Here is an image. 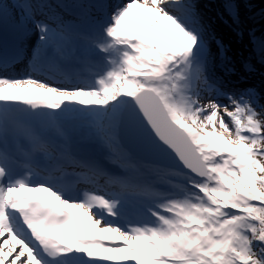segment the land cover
I'll list each match as a JSON object with an SVG mask.
<instances>
[{"label": "snow or ice", "instance_id": "6c2138e0", "mask_svg": "<svg viewBox=\"0 0 264 264\" xmlns=\"http://www.w3.org/2000/svg\"><path fill=\"white\" fill-rule=\"evenodd\" d=\"M66 7L0 0V73L35 35L0 74V264H264V92L216 76L197 0Z\"/></svg>", "mask_w": 264, "mask_h": 264}, {"label": "bare ground", "instance_id": "6f19581e", "mask_svg": "<svg viewBox=\"0 0 264 264\" xmlns=\"http://www.w3.org/2000/svg\"><path fill=\"white\" fill-rule=\"evenodd\" d=\"M67 1L69 3V6H71L74 3V0H67ZM197 2H198L199 11L201 15L203 16L204 20L209 23L210 21L213 22L212 27H213V30L215 31L216 38L221 40L223 44L225 43V45H227V48L225 47V50L228 49V51L230 52V53L228 52L227 55L230 54L231 56L232 54H234V51L231 49V47L230 48L228 47V44L231 45V38L229 37V33L227 32L226 28L221 23V21L224 22L225 20L228 19L230 25H232L230 19L227 17L226 12H225V0H203V1L197 0ZM237 2L239 3V11H240V5H242L241 4L242 1L237 0ZM57 10L62 12L65 19H72L73 17L72 14L62 11L60 8ZM242 15H244V12H240L241 24L239 28H241V30L244 29ZM6 22H8L9 25H12L11 20H7ZM9 29L14 32V29L12 27H10ZM235 30L234 32L238 31L237 29ZM10 41L12 42L13 39H4L3 43L9 44ZM34 43H35V35L31 36L29 39L25 41L26 50L29 48V46H32ZM252 51H254V53L256 54L258 53V56H260L259 55L260 51L258 50V47L253 46ZM213 52L215 54V62L213 65V71L216 74V76L222 78L230 88H245V84L253 80L252 71L248 70V68L240 66V61L244 62L243 59L245 58L251 61L254 59L252 56L246 54V56L242 58V55H241L236 60L231 61L228 64H224V63L218 62L217 60V54L219 53L217 48L213 50ZM261 62L264 63L263 61ZM262 74L264 76V67L262 70ZM259 79L261 80V81H258L260 84V91L264 92V77L259 78ZM262 103H264V101H262Z\"/></svg>", "mask_w": 264, "mask_h": 264}, {"label": "rangeland", "instance_id": "374dc122", "mask_svg": "<svg viewBox=\"0 0 264 264\" xmlns=\"http://www.w3.org/2000/svg\"><path fill=\"white\" fill-rule=\"evenodd\" d=\"M241 1H242L241 3L242 5H240V12H244V15H242L244 29L241 30V28H236L235 26L230 25L228 19H227L228 23L221 21V23L223 24V26L226 28L227 32L229 33V37L231 38V45L228 44V47L229 48L231 47V49L234 51V54H232L231 56L230 54L227 55L229 51L228 49H226L224 53L225 58L222 59L219 53L217 54L218 62L228 64L231 61L236 60L241 55H242V58H244L246 54H248L252 56L254 59L249 61L247 60V58H245L243 59L244 62L240 61V66L245 67V68L250 67L252 71V76L254 78H263L264 76L262 74V70L264 67V63L261 62V59L258 56V53L256 54L254 53V51H252V47L253 46L258 47L259 43L262 42L261 39H258L257 34H255L254 28L256 27L257 24H259V22L257 23V21L260 20V17H262V15H264V12L261 13V15L255 12L256 19L258 20H254L255 19L254 17H253L254 19H252V9H251L252 8L251 6L253 5L252 2L250 0H241ZM210 23L212 24L213 22L210 21ZM10 27L13 28V24L9 25V23L6 21L3 23L2 29H3L4 37L9 36L10 33L8 32L7 28H10ZM235 29H237L238 31L234 32ZM250 34L255 35V38L257 41L256 44H253ZM225 47L227 48V45H225ZM245 65H247L248 67Z\"/></svg>", "mask_w": 264, "mask_h": 264}, {"label": "trees", "instance_id": "16d2710c", "mask_svg": "<svg viewBox=\"0 0 264 264\" xmlns=\"http://www.w3.org/2000/svg\"><path fill=\"white\" fill-rule=\"evenodd\" d=\"M252 2V19L254 20H258L256 19L255 14L259 13V15H261V13L264 12V0H250ZM256 12V13H255ZM254 17V18H253ZM259 22V24L256 25V27L254 28V32L255 34H257L258 39H261L262 42H264V15H262V17H260V20L257 21V23ZM261 61L264 62V53L259 54Z\"/></svg>", "mask_w": 264, "mask_h": 264}]
</instances>
